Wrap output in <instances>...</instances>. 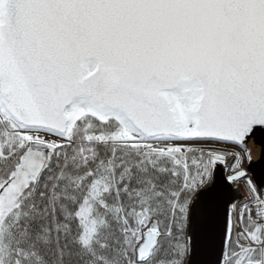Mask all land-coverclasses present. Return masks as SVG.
<instances>
[{
    "label": "snow or ice",
    "instance_id": "snow-or-ice-1",
    "mask_svg": "<svg viewBox=\"0 0 264 264\" xmlns=\"http://www.w3.org/2000/svg\"><path fill=\"white\" fill-rule=\"evenodd\" d=\"M264 0H0V264H264Z\"/></svg>",
    "mask_w": 264,
    "mask_h": 264
},
{
    "label": "water",
    "instance_id": "water-1",
    "mask_svg": "<svg viewBox=\"0 0 264 264\" xmlns=\"http://www.w3.org/2000/svg\"><path fill=\"white\" fill-rule=\"evenodd\" d=\"M249 146L252 148L251 166L254 169L255 175L257 179L264 178V136L257 134V137L250 142ZM255 148H260L261 150L258 158H255L253 153Z\"/></svg>",
    "mask_w": 264,
    "mask_h": 264
},
{
    "label": "bare ground",
    "instance_id": "bare-ground-1",
    "mask_svg": "<svg viewBox=\"0 0 264 264\" xmlns=\"http://www.w3.org/2000/svg\"><path fill=\"white\" fill-rule=\"evenodd\" d=\"M253 153H254L255 158H258L260 156V153H261L260 148H255Z\"/></svg>",
    "mask_w": 264,
    "mask_h": 264
}]
</instances>
